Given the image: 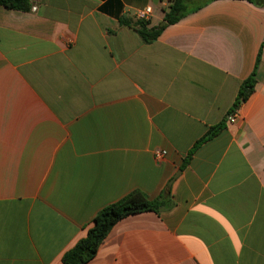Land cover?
<instances>
[{"label":"crops","instance_id":"0c3cea01","mask_svg":"<svg viewBox=\"0 0 264 264\" xmlns=\"http://www.w3.org/2000/svg\"><path fill=\"white\" fill-rule=\"evenodd\" d=\"M30 1L0 5V264H64L135 190L160 211L118 221L85 264H264V3L192 0L166 25L170 0ZM146 6L166 25L150 41Z\"/></svg>","mask_w":264,"mask_h":264},{"label":"trees","instance_id":"16d2710c","mask_svg":"<svg viewBox=\"0 0 264 264\" xmlns=\"http://www.w3.org/2000/svg\"><path fill=\"white\" fill-rule=\"evenodd\" d=\"M192 0H170L168 6L165 8V22L166 25L179 21L188 12L189 3ZM257 4H263L264 0H250ZM0 5L5 7L29 11L31 9L30 0H0ZM165 25V26H166ZM148 28L147 22L138 20L133 24L139 35L146 41L156 39L163 28ZM260 57L258 58L257 65L252 74L242 82L238 94L234 100L231 112H235L239 106L245 102L255 90L257 83V66ZM224 122L212 126L206 134L201 137L190 150L189 155L185 159L184 165L190 160V156L194 150L198 148L203 142L215 136L224 126ZM168 192L166 195L169 196ZM165 195V196H166ZM164 197V196H163ZM161 198L150 200L147 195L140 191L135 190L120 200L113 202L102 208L94 217L92 225L88 228L85 237L81 238L70 250L64 253L62 260L64 264H85L93 259L101 244L108 236L112 227L121 219L138 212L153 210L160 211L164 202Z\"/></svg>","mask_w":264,"mask_h":264},{"label":"built area","instance_id":"2783aa9c","mask_svg":"<svg viewBox=\"0 0 264 264\" xmlns=\"http://www.w3.org/2000/svg\"><path fill=\"white\" fill-rule=\"evenodd\" d=\"M152 13V7L151 6H146L145 8L138 9L137 10V15L141 20L148 21L150 19ZM237 119V114L236 112H231L227 115V120L229 122H235ZM166 154V151L164 150H157L155 152V157L157 159L162 158Z\"/></svg>","mask_w":264,"mask_h":264},{"label":"water","instance_id":"95a60500","mask_svg":"<svg viewBox=\"0 0 264 264\" xmlns=\"http://www.w3.org/2000/svg\"><path fill=\"white\" fill-rule=\"evenodd\" d=\"M161 25H162V26L165 25V22H162ZM172 181H173V180H171V182H172Z\"/></svg>","mask_w":264,"mask_h":264}]
</instances>
